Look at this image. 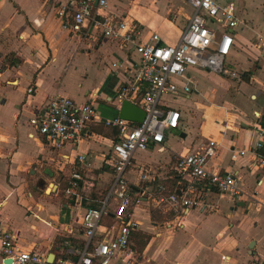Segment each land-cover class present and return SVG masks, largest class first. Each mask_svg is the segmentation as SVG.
<instances>
[{
  "label": "crops",
  "instance_id": "1",
  "mask_svg": "<svg viewBox=\"0 0 264 264\" xmlns=\"http://www.w3.org/2000/svg\"><path fill=\"white\" fill-rule=\"evenodd\" d=\"M233 1L243 24L233 33L226 65L240 79L187 68L191 91L183 93L184 81L175 79L179 91L160 99L163 109L178 111L177 129L166 131L162 144L136 152L126 171L133 197L130 220L136 224L130 264H264V169L252 152L264 120V18L248 0ZM106 2L102 14L137 25L135 43L156 34L162 45L176 44L192 14L187 0ZM56 4L0 0V228L13 232L21 249L43 251L48 259L61 256L64 239L83 248V214L105 200L107 215L94 239L115 233V200L108 194L118 132L90 125L77 143L53 149L29 119L42 114L55 95L91 104L104 118L118 117L115 92L135 78L139 64L132 44L93 31L64 30ZM208 140L217 147L206 170L234 174L241 195L196 183L201 205L177 213L155 206L160 188L181 195L187 178L174 170L177 157L200 150ZM237 151L244 154L232 159ZM73 173L80 186L75 195H66ZM0 264H5L1 258Z\"/></svg>",
  "mask_w": 264,
  "mask_h": 264
},
{
  "label": "built area",
  "instance_id": "2",
  "mask_svg": "<svg viewBox=\"0 0 264 264\" xmlns=\"http://www.w3.org/2000/svg\"><path fill=\"white\" fill-rule=\"evenodd\" d=\"M56 15L67 32L78 34L93 31L103 38L117 40L123 46L133 45L139 64L135 78L116 90L114 100L121 104L128 101L144 112L140 123H133L115 116L102 117L93 105L77 104L70 98L55 95L47 103L42 114L29 119L30 126L43 136L53 149H60L67 143H77L90 125L102 124L117 129V139L112 144L111 159L113 183L109 196L115 200L113 219L117 229L112 236L95 240L99 221L107 215L106 200L98 208L86 209L81 226L85 237L82 249L70 246L63 240L61 256L48 259L47 254L36 249H21L13 232L0 228V258L10 264H111L119 261L130 264V237L136 224L130 220L133 197L126 178V171L132 165L133 155L146 150L150 145H160L165 132L177 129L179 113L174 109H163L160 99L179 91L175 79H182L183 93L191 91L186 70L189 67L239 80L237 71L227 67L226 59L233 45V33L243 24L236 15L233 0H187L192 9L188 24L176 44L162 45L156 34L145 43H135L139 32L137 25L129 22H114L101 13L106 0H55ZM96 4V12L91 9ZM259 41H262L259 39ZM264 45V41H262ZM32 91L27 89V93ZM216 142L208 140L198 151L178 156L174 170L187 178L181 195L174 192L164 194L160 188L154 196V205L165 207L177 213L197 207L202 200L197 196L196 183H206L221 194L239 196L242 191L234 174L230 172H208L206 163L216 153ZM264 120L257 128L252 152L258 165L264 169ZM244 151L231 155L232 159L242 156ZM84 156H77L78 162ZM146 176L142 175V179ZM80 176L73 173L68 181L66 195H75L80 186ZM108 231L107 229L103 232Z\"/></svg>",
  "mask_w": 264,
  "mask_h": 264
},
{
  "label": "water",
  "instance_id": "3",
  "mask_svg": "<svg viewBox=\"0 0 264 264\" xmlns=\"http://www.w3.org/2000/svg\"><path fill=\"white\" fill-rule=\"evenodd\" d=\"M97 0H95V3ZM118 117L123 120H127L134 123L142 122L144 118V112L137 106L131 104L128 101H123L118 109ZM5 264H10L9 260L4 261Z\"/></svg>",
  "mask_w": 264,
  "mask_h": 264
},
{
  "label": "rangeland",
  "instance_id": "4",
  "mask_svg": "<svg viewBox=\"0 0 264 264\" xmlns=\"http://www.w3.org/2000/svg\"><path fill=\"white\" fill-rule=\"evenodd\" d=\"M250 2L251 5L255 6V10L257 11V15H260L261 17L264 18V0H253V3L248 0ZM261 8V11H260ZM234 81V80H233ZM29 187H31V183L29 185ZM51 186H48V190L47 193L50 191ZM130 248L132 250H134L135 248L131 245ZM134 264H137V262H135Z\"/></svg>",
  "mask_w": 264,
  "mask_h": 264
}]
</instances>
